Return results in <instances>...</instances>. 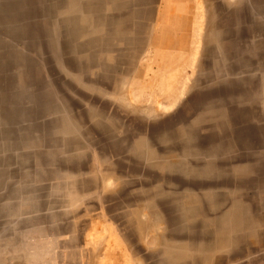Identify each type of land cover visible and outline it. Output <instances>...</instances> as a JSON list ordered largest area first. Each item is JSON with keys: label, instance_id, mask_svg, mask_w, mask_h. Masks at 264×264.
I'll use <instances>...</instances> for the list:
<instances>
[{"label": "rangeland", "instance_id": "obj_1", "mask_svg": "<svg viewBox=\"0 0 264 264\" xmlns=\"http://www.w3.org/2000/svg\"><path fill=\"white\" fill-rule=\"evenodd\" d=\"M0 264H264V0H0Z\"/></svg>", "mask_w": 264, "mask_h": 264}, {"label": "crops", "instance_id": "obj_2", "mask_svg": "<svg viewBox=\"0 0 264 264\" xmlns=\"http://www.w3.org/2000/svg\"><path fill=\"white\" fill-rule=\"evenodd\" d=\"M219 145L221 146V145H223V141L221 140V143H219Z\"/></svg>", "mask_w": 264, "mask_h": 264}]
</instances>
